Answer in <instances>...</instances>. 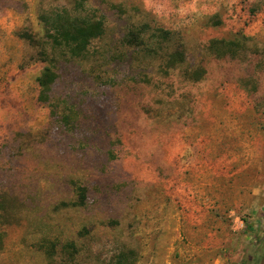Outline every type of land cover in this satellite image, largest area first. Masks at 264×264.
Returning <instances> with one entry per match:
<instances>
[{"label":"rangeland","instance_id":"1","mask_svg":"<svg viewBox=\"0 0 264 264\" xmlns=\"http://www.w3.org/2000/svg\"><path fill=\"white\" fill-rule=\"evenodd\" d=\"M0 264H264V0H0Z\"/></svg>","mask_w":264,"mask_h":264},{"label":"trees","instance_id":"2","mask_svg":"<svg viewBox=\"0 0 264 264\" xmlns=\"http://www.w3.org/2000/svg\"><path fill=\"white\" fill-rule=\"evenodd\" d=\"M102 24L103 23L101 21L95 22V21L81 20V19L70 20L62 24L61 32L57 31L59 36L58 35L54 36V39L57 42L63 40L67 44L70 43L71 41H76L77 43L78 42L81 43V45H85L89 43L93 37H96L102 33ZM133 38L134 37L132 36L127 41L132 42ZM175 61H177V58L176 59L173 58L172 64L175 63ZM56 77L57 74L55 70L50 66H46L42 74V77L39 80L41 86L43 87V91L41 93L42 100L49 99L51 84L55 81ZM85 196L86 195L83 194V197Z\"/></svg>","mask_w":264,"mask_h":264}]
</instances>
